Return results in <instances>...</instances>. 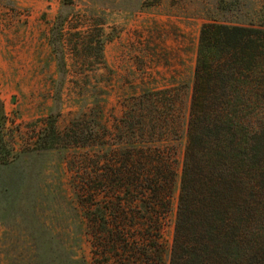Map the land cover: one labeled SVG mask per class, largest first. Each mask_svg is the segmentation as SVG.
<instances>
[{
	"label": "trees",
	"instance_id": "trees-1",
	"mask_svg": "<svg viewBox=\"0 0 264 264\" xmlns=\"http://www.w3.org/2000/svg\"><path fill=\"white\" fill-rule=\"evenodd\" d=\"M63 25L51 46L65 64ZM181 105L180 85L144 86L110 125L99 110L40 131L35 150L81 148L75 192L96 264H264V25L202 24L182 131ZM6 148L0 134V161Z\"/></svg>",
	"mask_w": 264,
	"mask_h": 264
},
{
	"label": "rangeland",
	"instance_id": "rangeland-1",
	"mask_svg": "<svg viewBox=\"0 0 264 264\" xmlns=\"http://www.w3.org/2000/svg\"><path fill=\"white\" fill-rule=\"evenodd\" d=\"M57 16L65 64L51 46ZM210 21L264 25V0H0V264H96L75 192L81 148L39 151L37 137L49 117L63 132L102 110L110 125L127 96L167 83L182 87V131L199 30ZM171 237L169 225L168 245Z\"/></svg>",
	"mask_w": 264,
	"mask_h": 264
}]
</instances>
